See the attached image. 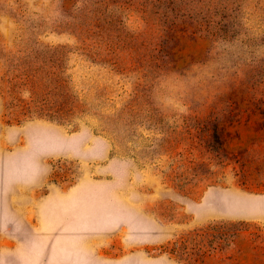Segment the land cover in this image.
Masks as SVG:
<instances>
[{
    "label": "rangeland",
    "instance_id": "obj_1",
    "mask_svg": "<svg viewBox=\"0 0 264 264\" xmlns=\"http://www.w3.org/2000/svg\"><path fill=\"white\" fill-rule=\"evenodd\" d=\"M35 210L0 264H264V0H0V227Z\"/></svg>",
    "mask_w": 264,
    "mask_h": 264
},
{
    "label": "crops",
    "instance_id": "obj_2",
    "mask_svg": "<svg viewBox=\"0 0 264 264\" xmlns=\"http://www.w3.org/2000/svg\"><path fill=\"white\" fill-rule=\"evenodd\" d=\"M33 184L36 187L32 189L33 194L32 196L30 195L31 199L30 197H26L24 201L31 200L32 202L34 201V203H38L40 205L44 202V200H47L48 197L44 193H39L37 186L41 185V182H39L38 178L35 182H33ZM58 195V188L54 187L49 195V198L56 199ZM16 214L17 221L15 223H8L1 226L0 229L7 231L8 238H15L19 243H23L24 245L34 244L40 248L45 240L44 233H47L49 228V224L41 219L40 210H38V212L35 210V213H32V215L31 212L25 214V218L19 211ZM51 226L52 229H54L57 228L58 225L53 220Z\"/></svg>",
    "mask_w": 264,
    "mask_h": 264
}]
</instances>
